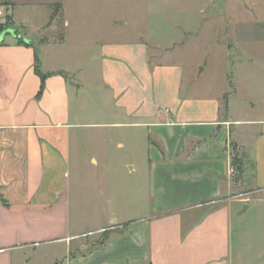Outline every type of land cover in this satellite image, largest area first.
<instances>
[{
    "label": "crops",
    "instance_id": "1",
    "mask_svg": "<svg viewBox=\"0 0 264 264\" xmlns=\"http://www.w3.org/2000/svg\"><path fill=\"white\" fill-rule=\"evenodd\" d=\"M63 1L0 0L11 27L33 39L10 35L0 43V264H29L31 251L50 245L62 247L55 264H264V105L255 115L233 114L241 93L233 71L232 85L212 92L186 87V67L153 58L143 34L126 41L93 33L97 72L89 74L70 61L79 54L67 51L72 24ZM33 5L44 9L41 25L18 19L20 6ZM235 24L244 26L237 34L248 58L232 66H264L254 59L264 56L258 37L264 20ZM37 50L44 82L35 69ZM96 77L101 99L104 90L111 97V123L92 120L97 110L85 85ZM108 124L148 128L149 205L137 219L88 231L75 219L72 173L100 166L87 148L106 137L89 128ZM235 155L251 191L237 189ZM104 231L98 242L79 241Z\"/></svg>",
    "mask_w": 264,
    "mask_h": 264
},
{
    "label": "rangeland",
    "instance_id": "2",
    "mask_svg": "<svg viewBox=\"0 0 264 264\" xmlns=\"http://www.w3.org/2000/svg\"><path fill=\"white\" fill-rule=\"evenodd\" d=\"M30 1L36 3L42 0ZM63 2L72 24L68 28L70 40L67 42V51L79 54L70 61H74V65L79 61V65L89 74L97 72L94 58L96 50L92 46L93 42L90 41V36H94L93 33L100 32L104 38L126 41L136 39L143 34L149 40L153 58L161 59L166 56L167 61H176L186 67V87L193 83L195 91L212 92L227 83L232 85L233 71L236 74L235 80L239 76L241 87V93L233 104V114L246 117L258 114L262 110L264 66L260 63L243 62L236 69L232 64L237 59L248 58L241 56L240 49L243 43L238 39L237 34V30L244 26L235 24V20L243 17L256 20L258 23L264 20V0H64ZM0 10L2 11L0 22H5L6 14L2 7ZM17 16L18 19L29 18L31 24L35 26L41 25L45 19L44 9L39 5H33L31 8L20 6ZM259 26L264 29L263 25ZM58 27L59 32L63 30V24H58ZM5 37L9 38L10 34ZM258 37L262 38L264 35L260 34ZM45 52L46 50L44 54ZM52 52V49L48 51L50 56L53 55ZM82 53L85 54L81 55ZM254 59L262 62L264 56H256ZM92 82L85 85L86 93L94 102V110H97L92 120L96 123H111L114 119L107 112L111 106L109 92L104 90L101 99L100 81L96 77ZM246 98L254 101L256 106L254 108L248 106ZM89 129L94 132L102 131L106 137V140L94 138L87 148L90 150L87 152L88 155L94 154L99 159L100 166L86 164L81 168H73L71 186L75 219L88 231L100 226L114 225L112 222L114 219H117L118 223L137 219L139 216L135 215L143 213L149 205L146 193L148 128L108 124ZM120 142H123V146L119 145ZM132 165L135 169H131ZM232 174L241 182L237 188L239 192L252 190L251 178L246 177L244 171L238 172L234 168ZM243 208L244 206L241 209ZM251 215L252 211H249L239 221L246 223ZM96 234L87 232L79 241L98 242L99 238L104 236L103 232L97 240L93 239ZM61 252L60 245L41 247L37 251L30 252L31 260L28 263L55 264Z\"/></svg>",
    "mask_w": 264,
    "mask_h": 264
},
{
    "label": "trees",
    "instance_id": "3",
    "mask_svg": "<svg viewBox=\"0 0 264 264\" xmlns=\"http://www.w3.org/2000/svg\"><path fill=\"white\" fill-rule=\"evenodd\" d=\"M6 18H7V20L5 22H0V33L3 32L4 30H6L7 28H13V27H11V19H12L11 15H9V14L6 15ZM17 32H18V30H17ZM19 41L24 42L21 39H19ZM24 43H26V42H24ZM27 44H31V43H27ZM35 69H36V72L41 76L42 81L44 82V80L46 78V75L41 72V60H40V57H39L38 50H37V55H36ZM42 87H43V84H42ZM232 166L238 172H242L243 171L242 162H241L240 158L237 155H235L234 158H233ZM104 234H106V231H104Z\"/></svg>",
    "mask_w": 264,
    "mask_h": 264
},
{
    "label": "water",
    "instance_id": "4",
    "mask_svg": "<svg viewBox=\"0 0 264 264\" xmlns=\"http://www.w3.org/2000/svg\"><path fill=\"white\" fill-rule=\"evenodd\" d=\"M12 35L13 37H16L18 39L23 40L26 43H32L33 39L28 38L27 36L18 33L15 28H7L3 32L0 33V43L4 41L6 35ZM247 209V204L244 206L242 211H245Z\"/></svg>",
    "mask_w": 264,
    "mask_h": 264
},
{
    "label": "built area",
    "instance_id": "5",
    "mask_svg": "<svg viewBox=\"0 0 264 264\" xmlns=\"http://www.w3.org/2000/svg\"><path fill=\"white\" fill-rule=\"evenodd\" d=\"M0 13H2V11L0 10ZM231 172H234V167L231 166Z\"/></svg>",
    "mask_w": 264,
    "mask_h": 264
}]
</instances>
